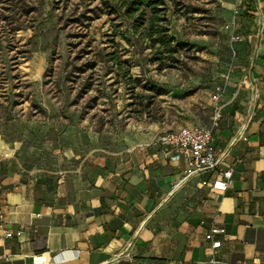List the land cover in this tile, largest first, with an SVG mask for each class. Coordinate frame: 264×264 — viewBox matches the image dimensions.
Listing matches in <instances>:
<instances>
[{
  "label": "crops",
  "instance_id": "obj_1",
  "mask_svg": "<svg viewBox=\"0 0 264 264\" xmlns=\"http://www.w3.org/2000/svg\"><path fill=\"white\" fill-rule=\"evenodd\" d=\"M263 8L264 0H244L235 17L251 94L232 102L221 96L212 174L184 179L185 162L157 142L182 126L210 127L211 116L184 118L170 130L160 122H91L71 136L69 127L68 144L48 169L28 166L22 142L0 136V213L7 228L23 230L0 238V264H264ZM225 171L226 192L202 184ZM212 227L222 230L217 249L205 240Z\"/></svg>",
  "mask_w": 264,
  "mask_h": 264
},
{
  "label": "rangeland",
  "instance_id": "obj_2",
  "mask_svg": "<svg viewBox=\"0 0 264 264\" xmlns=\"http://www.w3.org/2000/svg\"><path fill=\"white\" fill-rule=\"evenodd\" d=\"M97 1L0 0V136L22 142L20 155L31 168L55 166L69 127L71 136H78L91 122L108 127L160 122L170 130L184 118L211 116V124L217 85L226 87L223 97L231 102L251 94L249 54L239 48L244 39L232 41L234 34L244 35L231 29L237 21L234 1L181 0L186 9L171 17L170 29L187 48L179 51L176 68L158 71L148 62V49L115 38V49L139 81L135 92L149 94L145 83L165 91L155 98L150 117L133 111L130 91L111 65L100 61L95 70L75 71L112 49L108 38L114 26L126 27L121 17L88 12ZM89 80L93 87L82 95Z\"/></svg>",
  "mask_w": 264,
  "mask_h": 264
},
{
  "label": "trees",
  "instance_id": "obj_3",
  "mask_svg": "<svg viewBox=\"0 0 264 264\" xmlns=\"http://www.w3.org/2000/svg\"><path fill=\"white\" fill-rule=\"evenodd\" d=\"M185 7L181 0H98L96 6L90 8L88 12L96 13L98 16L121 17L126 27L120 30L119 26H114L108 38L112 49L109 52L98 53L86 68H77L75 71L95 70L100 61L111 65V69H115L120 74L118 82L123 80L130 91L133 101L129 106L133 111L138 110L150 117V109L155 98L163 95L165 91L145 83L142 89L147 90L149 94L135 92L139 81L132 74V64L115 49L117 48L115 38L120 37L132 47L140 44L148 49V62L156 66L158 71L174 69L179 63V51L187 48V45L178 42L171 34L170 21L171 17H179ZM81 16L85 17V14ZM127 34L131 37L129 38ZM89 79H92V76H89ZM92 87L93 83L89 80L83 84L80 93L87 94Z\"/></svg>",
  "mask_w": 264,
  "mask_h": 264
},
{
  "label": "built area",
  "instance_id": "obj_4",
  "mask_svg": "<svg viewBox=\"0 0 264 264\" xmlns=\"http://www.w3.org/2000/svg\"><path fill=\"white\" fill-rule=\"evenodd\" d=\"M233 1L234 15L236 17L242 13L244 0ZM261 16L264 18V8L262 9ZM231 29L234 31L235 23H232ZM241 39V36L238 34H234L232 37L233 42H239ZM224 91V85H217L211 95V100L214 103V116L210 127L182 126L176 130L162 132L157 137L158 144L170 150L173 160H183L185 162L184 179L191 176L212 174L218 168L219 159L214 146V130L222 117L224 105L220 101ZM230 182V172L225 171L219 173L217 178L203 180L202 184L210 185L214 190L224 193L228 189ZM22 233V228L16 231L7 228L5 217L0 213V238L10 239L20 237ZM220 233H222L220 228L212 227L205 235V240L210 243L211 249H217L221 246V241L215 239V236ZM210 263L224 264L222 261L214 258L210 259ZM104 264H115V261L109 260Z\"/></svg>",
  "mask_w": 264,
  "mask_h": 264
},
{
  "label": "bare ground",
  "instance_id": "obj_5",
  "mask_svg": "<svg viewBox=\"0 0 264 264\" xmlns=\"http://www.w3.org/2000/svg\"><path fill=\"white\" fill-rule=\"evenodd\" d=\"M251 112V111H250Z\"/></svg>",
  "mask_w": 264,
  "mask_h": 264
}]
</instances>
